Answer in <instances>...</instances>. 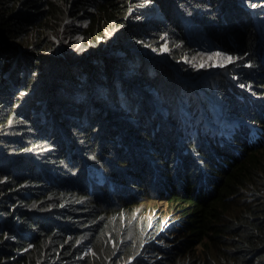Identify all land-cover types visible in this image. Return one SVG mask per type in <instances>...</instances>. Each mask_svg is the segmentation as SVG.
Instances as JSON below:
<instances>
[{"label": "trees", "instance_id": "obj_1", "mask_svg": "<svg viewBox=\"0 0 264 264\" xmlns=\"http://www.w3.org/2000/svg\"><path fill=\"white\" fill-rule=\"evenodd\" d=\"M127 2L0 0V264H65L66 259L94 264L86 246L100 251L111 228L101 215L108 219L111 211L148 197L177 205L190 217L184 227L196 238L179 242L174 255L173 247L166 249L162 257L147 233L140 245L145 264H166L168 258L175 264L185 246L203 239L204 252L183 264L208 263L215 243L217 264H264V139L254 140L246 122L260 124L264 133V39L249 9L236 0ZM142 4L155 5L160 15L125 18L130 6ZM183 16L193 18L219 45L229 30L231 42L224 39V47L249 56L251 67L233 72L240 84L228 83L227 75L217 79L221 109L246 120H233L236 131L230 137L199 122L191 107L202 109L203 102H195L166 65L145 64L136 50L100 51L118 38L123 45L116 50L125 44L140 47L147 38L156 43L164 35L175 61L178 41L187 48L192 43ZM68 17H85L90 24L81 29L66 23L68 52L55 55L53 41L40 31L48 26L59 32ZM78 32L84 38L77 48L72 36ZM29 33L40 35L24 45L21 40ZM117 72L152 88L151 93L124 80L119 89ZM155 98L164 99L165 106ZM170 99L191 105L169 110ZM194 116L197 121L191 122ZM206 117L215 122L208 109ZM99 167H104L103 184L100 176L90 175ZM174 234L158 237L170 240Z\"/></svg>", "mask_w": 264, "mask_h": 264}, {"label": "rangeland", "instance_id": "obj_2", "mask_svg": "<svg viewBox=\"0 0 264 264\" xmlns=\"http://www.w3.org/2000/svg\"><path fill=\"white\" fill-rule=\"evenodd\" d=\"M243 1H241V4L243 3L242 5L244 6L245 10L249 8L250 16L253 15L254 19L258 23L260 34L264 35V14L260 16L261 12H264V7H258V3L260 4L261 2H263V0ZM127 4H131L130 0H128ZM145 5L147 4H142L137 7L130 6L125 18L132 21L133 16H144L146 17V19H149V15H158V11L155 10L153 6L151 7L154 8V10L146 8L148 9V11L142 15L141 8ZM185 21L187 22V20ZM188 22L189 23H185L186 31L188 30L195 38V46L187 48L182 42L178 44L181 48L180 68L178 69V73L181 74L182 70L183 74H181L180 76L184 79L185 82H187V84L190 85L196 84L197 86H199V84L197 83L199 82V80L210 79L211 82L209 83V86L212 89V94L208 96V99L206 100L210 102L212 107H216V105H220L221 100L218 97H215L217 91L215 83L212 81V77L215 74L222 73V79H224V77H227L226 75H232L234 70L242 69L244 67L250 68L251 63L249 61V56L248 54H244L241 52H233V49L225 48L221 45L219 46L218 43H212L202 30L198 29L196 25H191L189 20ZM66 23L76 25L81 29L88 27L90 24L89 20L85 17H78L76 19H74L73 17H68L61 25L59 32L58 29L43 26L42 29L44 32L40 31V33L41 35L45 34L46 37L53 41V45L55 47L53 53L55 55H65L66 52H68L69 41L67 39L66 43L63 41V29L65 28ZM234 25L238 26L237 23H234ZM222 28L227 29L228 24L224 23L222 25ZM228 31L229 30L224 31V39L231 42V38L228 37L227 34ZM39 35H37V37H32L29 33V35L25 36L23 40H21V42H23L24 45H30L32 43L34 44V41L39 37ZM83 38V35L79 32L75 33L72 36V40L77 41L79 44L77 48L80 46ZM166 40H168V38L164 35L157 40V42L163 41L161 47L157 46V42L152 43L147 38L146 42L141 48L131 45L133 46L132 49L125 44L124 47L118 48L116 50L115 47L116 45H118V43L123 45V42L118 38L109 47L104 46L100 51L103 53L114 52L116 54H124L125 49H128L130 51L139 50L142 59L146 63L155 66L157 64H162V62H165L166 57L170 58V56L168 55V52L170 51V45H168ZM17 41L20 42V40ZM71 50L74 49L71 48ZM218 52H223L227 55L225 57L226 62L223 63V55H220V57L217 56ZM209 59L211 60L207 62ZM176 63H178V61ZM73 64L74 63H72L71 65L74 66ZM242 71L244 72L245 69H242ZM118 78L121 79L122 77L118 76ZM231 80L232 79H229L230 82ZM248 82L249 85H251L250 81ZM195 90L197 91L198 88H195ZM251 92L254 91L252 90ZM253 94H255V92ZM200 98L202 99V97ZM183 103L185 102L182 101L178 103L177 99H170L167 108L169 110L173 109L174 111V107ZM189 107L190 105H186L184 106V109H189ZM196 108L197 106L191 107L193 111H196ZM222 110L226 111L224 110V108ZM173 111L170 114H173ZM39 112L40 114H43L42 109H39ZM223 116L225 117V120L222 121L220 125L224 130L230 129L228 131H225L226 134L230 133L231 131H235L236 129L232 120L239 117L228 114L227 111L223 114ZM195 117L196 116H194L190 121L194 122ZM167 123L171 124V122ZM169 129L170 126L168 129H166V131L170 133ZM195 131L196 128L194 127L193 131L187 137V140L195 133ZM169 204L170 202L166 200L158 201L156 197L136 198L135 200L130 202L127 209L111 211L109 213L108 219L106 217V214H102L101 217L105 218L106 223L110 225L111 228L103 240L104 247L100 251L91 250L89 252L94 257V264H143L141 262V260L143 259L137 261V258L140 256L139 250L141 241L147 235V233H149V235L152 237V239H149L150 243H156L157 245H159L160 248L158 250L162 257H166V255H168V253H166V249L173 247L170 250V254L174 255V251H177V249L179 248L177 246L179 242H186V240L195 239L196 236L193 234H189L188 230L184 227L185 220H188L190 217L185 215L183 211L178 210L177 205L170 207ZM157 221L160 222L156 225ZM160 225L161 227L159 228ZM166 233L175 234L170 240H164L158 237L159 235H164ZM125 235L129 237L132 236L133 238L138 239V244L130 242V240L127 239ZM206 243V239H203L194 242V245L192 246H185L184 244H181V246H185V248L181 252H185L181 257H179L178 260L175 261V264H183V261L189 263L192 259L195 258L196 255H201L207 246ZM215 246L210 245L212 252L209 257V262L204 264H217L218 262L221 263L220 255L215 251ZM170 259L171 258L166 259L167 261H169L166 264H172V262H174V260L170 262ZM96 261H98V263ZM159 264H164V262Z\"/></svg>", "mask_w": 264, "mask_h": 264}, {"label": "clouds", "instance_id": "obj_3", "mask_svg": "<svg viewBox=\"0 0 264 264\" xmlns=\"http://www.w3.org/2000/svg\"><path fill=\"white\" fill-rule=\"evenodd\" d=\"M262 3H264V1L261 2L260 4L258 3V7H259V6L264 7V4H262ZM151 6H153V7L155 8V10H157V8H156L155 5H153V4H152V5H148V4H147V5L143 6V9H142V15L148 11V9H146V8H150V9H153V10H154V8H152ZM157 11H158V10H157ZM157 14L160 15L159 11H158ZM263 14H264V12H261L260 16L263 15ZM154 16H155V15H149V19H151V18L154 17ZM182 18H183L182 21H183V23H184L185 31H186L185 23H189V22H188V20H189L190 23H191V25H192V24H193V25H196L198 29L202 30L203 33H204L205 35H207L208 39H209L212 43L216 44L215 41H212L213 39H212V37L210 36V34H209L207 31H205L204 29H202V27H201V26H200L195 20H193V18H191V17H184V16H183ZM252 18H253V21H254L255 27H256L257 30L259 31V29H258V23H257L256 20L254 19V16H253V15H252ZM149 19H148V20H149ZM185 20H187V22H186ZM186 33H187V36L189 37L190 41L192 42V43L188 42V43H189V46L194 47V46H195V41H194L195 38L192 36V34H191L188 30L186 31ZM259 34H260V32H259ZM260 36L264 39V35L260 34ZM223 38H224V35H222V39H223ZM166 42H167V41H166ZM17 43L22 47V49L25 48V47L22 45L21 42H17ZM179 43H180V41H178V44H179ZM161 46H162V45H161ZM219 46H220V45H219ZM221 46L224 47V39H223V45H221ZM141 47H143V45L140 46V47H138V48H141ZM130 48L133 49V47H130ZM136 51L139 52V50H136ZM161 52H162V51H161ZM139 53H140V52H139ZM140 54H141V53H140ZM168 55L170 56V51L168 52ZM168 55H167V56H168ZM180 58H181V55H180V57H179L177 60H175V61H171L170 58L166 57V58H165L166 61H165V62H162V64L166 65L167 67H169V68L171 69L170 71H171L172 74L174 75L176 81L178 82V85H179L183 90H189V92L192 94V96H193L195 102H198V101H199V98L202 97V101H206L205 103H207V100H206V99H208V96H210V95L212 94V89H211L210 86H209V83L211 82L210 79L208 78L209 80H207V79L199 80V82H197V83L199 84V86H197L196 84H193V85L187 84V82H185L184 79L180 76L181 74H183V71L181 70V74L178 73V69L180 68ZM177 61H178V63H176ZM144 63H145V64H148V63H146L145 61H144ZM75 64H77V63H75ZM162 64H160V65H162ZM244 68H246V67H244ZM220 72H221V71H220ZM221 75H222V73H219V74H215V75L212 77V81L215 83V87H216V85H217V79H218V77L221 76ZM118 76H121L122 78L119 79ZM227 76H230V78H231L234 82H236V84H240V82H239V78L236 77L233 73H232V75H227ZM198 79H199V78H198ZM121 80H124V81H126V83H130V84L134 85V87H135L136 89H138V91H140V92H141V91H144V92L151 93V91H152V88H148V89L142 88L140 84L135 83L130 77H128V76H124V75H121L119 72H117V75H116V84H117V86H118L119 89H121V87H122ZM196 80H197V79H196ZM207 83H208V85H207ZM200 85L203 86V87H205V89L202 88ZM195 88H198V90L196 91ZM252 90H253V89H250L249 91L251 92ZM253 91L255 92V90H253ZM254 92H251V93L253 94ZM203 93H204V94H203ZM215 97H218V98L221 100V102H220V105H218V106L216 105V107H212V109L210 110L211 113L213 114V117H214V119H215V122H212V120H210L209 118L206 117V118H207V124L213 125V126H214L217 130H219L221 133H224L227 137H230V133H227V134H226V132H225V131H228V130H230V129H228V130H224L223 127L220 125V123H221L222 121L225 120V117L223 116V114H224L226 111L228 112V114H232V113H229V111H228L226 108H224V110H226V111H221L219 108H221V106H224V100H223V98H222L220 95H218V93H216ZM154 102L157 103L159 107H163V106H165V104H166V102H165L164 99H162V98H155V99H154ZM162 102H164V103H162ZM40 109L43 110V114H40V112H38V115H39V116H42V117H41V122H44V121H45V120H44V118H45V117H44V109H43L42 107H41ZM202 114H204V115L206 116V109H203V110L200 109V110L198 111V116H201ZM232 115H234L235 117H239V118H234L233 120H235V119H242V120L246 121L243 117H240V116H238V115H236V114H232ZM233 120H232V122H233ZM230 125H231V124H230ZM256 126H258L257 129H259V127H262L260 124H258V125H256ZM262 128H263V127H262ZM56 129H57V128H56ZM235 129H236V128H235ZM235 131H236V130H235ZM231 132H232V131H231ZM256 132H257V136L259 137L258 130H257ZM260 138H263V139H264V135L261 136V137H259L258 139H260ZM90 175H91V177H94L95 175H96V176H100L99 183H101V184H103V183L106 182V179H105V176H104V167H99V168H97V169L91 171ZM90 189H91V191L93 190V185H91ZM97 190H98L99 192H105V191H107L108 189L105 188V187H97ZM155 196H157V195H155ZM101 198H102V197H101ZM126 238L128 239V237H126ZM80 239H81L82 243H85V240H84L83 238H80ZM27 248H29V246H28ZM85 250H86V254H90L89 252H90L91 250H96V249L93 248V246L88 245V246H86V249H85ZM139 253H140V256L137 258V261L140 260V259H143V260H141V262H142L143 264H145V263H144V258H143V254H144V253H143V251H142V248H140ZM90 255H91V254H90ZM69 257H71L70 254L67 255V258H69ZM40 264H42V263H40ZM65 264H69V263L67 262V259H66Z\"/></svg>", "mask_w": 264, "mask_h": 264}, {"label": "bare ground", "instance_id": "obj_4", "mask_svg": "<svg viewBox=\"0 0 264 264\" xmlns=\"http://www.w3.org/2000/svg\"><path fill=\"white\" fill-rule=\"evenodd\" d=\"M241 1H243V0H238L237 1V4H239V6L240 7H242V9L244 8V6L241 4ZM244 2V1H243ZM249 9V8H248ZM245 11V10H244ZM227 24V23H226ZM220 55H223V63L224 62H226V59H225V57L227 56L226 54H224L223 52H218V54H217V56H219L220 57ZM212 58V57H211ZM211 59H209L207 62H209ZM195 65V64H194ZM89 75V74H88ZM93 78V77H92ZM96 78H97V76H96ZM87 80V79H86ZM228 83H230V81L228 80L227 81ZM184 93V92H183ZM183 93H182V91H178V94H179V96H181V97H184L183 96ZM200 102H203L202 103V109L198 106L197 108H196V111H199L200 109L201 110H203V109H208V110H211L212 109V106H211V104H210V102L207 100V103H205L206 101H202V99L201 98H199V101H198V103H200ZM187 105H191V103H188ZM178 106H186V105H184V104H179ZM221 111H223L222 109H220ZM197 115V114H196ZM197 116L195 117V120H194V122H196L197 120ZM199 122H201L202 124H206L207 123V118H206V116L204 115V114H202L201 116H200V118H199ZM188 127V126H187ZM247 130H249V129H247ZM192 131H193V129H192ZM191 131V132H192ZM251 132V131H250ZM164 180V179H163ZM161 181V180H160ZM159 181V182H160ZM158 182V183H159ZM204 185V184H203Z\"/></svg>", "mask_w": 264, "mask_h": 264}]
</instances>
